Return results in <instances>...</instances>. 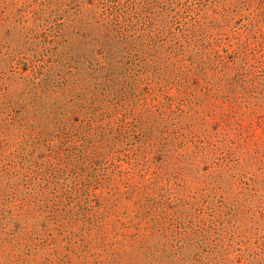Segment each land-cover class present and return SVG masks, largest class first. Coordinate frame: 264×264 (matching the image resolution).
Segmentation results:
<instances>
[{
	"label": "rangeland",
	"instance_id": "374dc122",
	"mask_svg": "<svg viewBox=\"0 0 264 264\" xmlns=\"http://www.w3.org/2000/svg\"><path fill=\"white\" fill-rule=\"evenodd\" d=\"M0 264H264V0H0Z\"/></svg>",
	"mask_w": 264,
	"mask_h": 264
}]
</instances>
